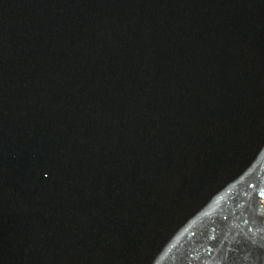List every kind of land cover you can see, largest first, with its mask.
I'll list each match as a JSON object with an SVG mask.
<instances>
[{
    "label": "water",
    "instance_id": "95a60500",
    "mask_svg": "<svg viewBox=\"0 0 264 264\" xmlns=\"http://www.w3.org/2000/svg\"><path fill=\"white\" fill-rule=\"evenodd\" d=\"M264 0H0V264H264Z\"/></svg>",
    "mask_w": 264,
    "mask_h": 264
},
{
    "label": "snow or ice",
    "instance_id": "6c2138e0",
    "mask_svg": "<svg viewBox=\"0 0 264 264\" xmlns=\"http://www.w3.org/2000/svg\"><path fill=\"white\" fill-rule=\"evenodd\" d=\"M262 195H264V193H262Z\"/></svg>",
    "mask_w": 264,
    "mask_h": 264
}]
</instances>
